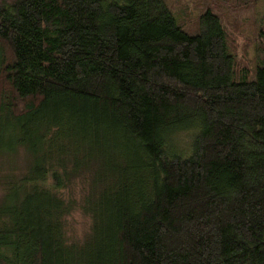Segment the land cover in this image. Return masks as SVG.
<instances>
[{"label": "trees", "instance_id": "obj_1", "mask_svg": "<svg viewBox=\"0 0 264 264\" xmlns=\"http://www.w3.org/2000/svg\"><path fill=\"white\" fill-rule=\"evenodd\" d=\"M0 0V264H264V45L210 7ZM74 212L87 219L67 234Z\"/></svg>", "mask_w": 264, "mask_h": 264}, {"label": "rangeland", "instance_id": "obj_2", "mask_svg": "<svg viewBox=\"0 0 264 264\" xmlns=\"http://www.w3.org/2000/svg\"><path fill=\"white\" fill-rule=\"evenodd\" d=\"M178 22L189 32H196L199 13L212 8L223 21L237 58L250 69L254 68L264 45V0H167ZM26 157L19 150L11 159L0 156V199L3 195L4 177L18 175L25 167ZM69 237L81 236L87 219L79 212L67 218Z\"/></svg>", "mask_w": 264, "mask_h": 264}]
</instances>
